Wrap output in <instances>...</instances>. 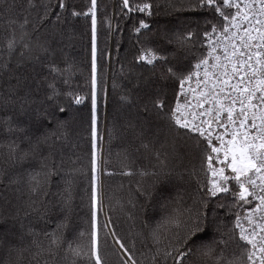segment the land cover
I'll list each match as a JSON object with an SVG mask.
<instances>
[{"label":"snow or ice","instance_id":"1","mask_svg":"<svg viewBox=\"0 0 264 264\" xmlns=\"http://www.w3.org/2000/svg\"><path fill=\"white\" fill-rule=\"evenodd\" d=\"M36 7L33 0H27L26 7L16 0H0V21L5 25L0 70L8 71L13 57L20 70L9 77L15 83L8 84L7 94L0 99V135L4 137L0 184L6 189L15 185L19 193L12 204L14 212L0 216L4 256L0 264H111L101 248V229L105 241L110 236L118 246L111 253L115 264H167L170 257L172 264H264V0H194L189 8L200 13L195 27L163 33L161 40L167 45L163 48L151 47L148 37L139 39L142 30H150L143 17L152 15L151 0H119L118 15L133 21L130 31L140 45L134 63L154 70L148 99L140 105L146 114L140 135L147 132L154 142L163 133L164 143L171 139L173 145L183 140L199 160L198 169L194 166L188 173L198 193L194 206L173 209L164 220L169 228L163 234L159 224L151 231L155 250L141 253L142 259L134 255V241L129 247L111 229L110 219L103 226L98 221L103 211L97 143L98 0H89L84 11L70 8L68 0H47L40 5L43 14L30 21L28 12ZM80 16L91 20V220L89 232L80 230L70 239L66 229L71 183L64 181L63 191L52 192V180L61 174L53 148L61 136L55 129L65 124L61 114L72 104H83L89 93L81 95L72 89L71 65L61 67L56 62L57 52L63 50L53 45L65 38L57 26ZM111 19L105 17L110 34ZM40 92L44 97L37 104ZM61 97L66 104L60 103ZM121 101L132 102L128 96H121ZM45 121L49 127L44 131L31 130ZM140 147L153 152L159 165L151 172L139 171L141 177L151 179L147 187L138 183L136 189L137 198L144 201L141 211L147 212L154 197L165 198L163 190L171 186L176 173L151 142L142 141ZM17 168L23 171H14ZM123 174L133 172L128 168ZM57 209L63 218L54 221ZM222 211L232 217L226 230H222ZM9 220L14 223L9 225ZM162 239L168 240L163 249L159 247Z\"/></svg>","mask_w":264,"mask_h":264},{"label":"trees","instance_id":"2","mask_svg":"<svg viewBox=\"0 0 264 264\" xmlns=\"http://www.w3.org/2000/svg\"><path fill=\"white\" fill-rule=\"evenodd\" d=\"M17 4L26 7L27 0H16ZM36 8L28 12L29 20L35 21L38 15L43 14L40 7L47 0H33ZM55 2V0H53ZM89 0H68L69 7H75L77 11L86 10ZM194 0H151L153 4L152 15L143 17L150 25V30H142L139 39L143 41L149 38L150 46L163 48L167 45L161 40L165 32L179 33L185 29L195 27V22L200 19V13L193 11L189 5ZM98 64L101 74V90L98 93V152L100 161V180L103 190L102 207L103 211L98 216L99 225L103 226L106 220H111V229L119 238L131 247L135 242L134 255L142 259L141 253L149 254V250H155L152 244L150 233L160 225V232L163 234L169 226L164 223L167 216L172 214L173 209L183 210L194 206L198 193L195 181L188 173L195 166L199 167V160L195 153L185 144L183 140H176L174 145L171 139L165 144L163 133L153 142V137L145 132L142 117L146 115L140 110V105L148 99L146 93L154 79L153 69L150 66L134 63L138 55L140 45L137 43V35L130 31L133 21L122 20L118 15L119 0H98ZM67 15V13L65 14ZM140 15V14H137ZM111 17L112 31L109 33L105 17ZM119 22L120 29H116ZM31 27V25H30ZM63 29L65 38L53 47L62 48L58 51L56 62L61 67L65 63L71 65L69 73L70 83L73 90L84 95L89 93L83 104H72L60 118L65 121L63 128L55 129L61 139L55 141L54 158L61 166V174L52 180V192L63 191L64 181L71 183L72 206L68 215L67 236L74 238L80 230L85 233L90 230V179H91V98H90V72H91V20L90 17H69V22L58 25ZM71 29V33H69ZM5 33V25L0 21V38ZM71 35V39L68 36ZM56 39H59L57 37ZM66 58V59H65ZM2 59V58H0ZM15 57L9 65L8 71L0 70V99L7 94L8 84H14L15 80L9 77L20 72L15 66ZM159 67V65L157 66ZM129 69H134L129 71ZM27 70V66H25ZM115 83L116 87H113ZM121 96H128L131 103L122 102ZM44 93L36 96L39 104L43 100ZM45 103H47L45 101ZM61 104H66L63 97ZM36 105H33L35 107ZM27 122L26 118H21ZM47 122L34 126L33 132L44 131ZM109 129L112 130L111 136ZM66 134V137L65 135ZM53 140L55 138L53 137ZM4 137L0 135V144ZM151 142L153 149H159L160 159L164 161L176 175L173 176L171 186L164 189L165 198L159 196L153 198L147 208V212L141 211L143 198H137L136 189L138 183L145 187L151 182L150 177H141L140 170L154 171L159 167L153 152H146L140 147L141 142ZM163 145V147H162ZM138 149V151H137ZM2 151V149H0ZM44 151L48 149L45 147ZM167 153V156H165ZM125 154L128 159L125 160ZM104 160L107 163H104ZM32 166H35L33 162ZM28 167V165H25ZM131 168L132 175L123 173ZM14 171H23L17 168ZM13 174L10 172V175ZM5 183L7 180L5 179ZM15 185L9 189L5 184H0V216L14 212L12 204L15 203ZM5 198L9 203H5ZM132 200L133 203H129ZM222 230L232 225V217L226 212H221ZM62 215L53 214V220L62 219ZM14 223L9 220L8 224ZM28 223L27 220L24 221ZM55 227V223L51 224ZM211 235V230H210ZM218 235V234H217ZM101 248L108 253L111 264H115L116 256L111 255L118 246L114 245L113 238L108 237L105 241L104 230L100 232ZM168 240L162 239L159 247L163 249ZM4 258L0 252V260ZM162 260V256H161ZM167 264H172L171 257Z\"/></svg>","mask_w":264,"mask_h":264}]
</instances>
